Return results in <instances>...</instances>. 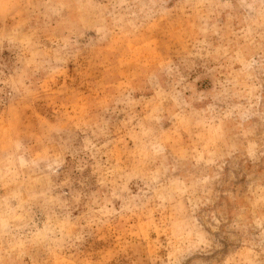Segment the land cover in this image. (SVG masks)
Wrapping results in <instances>:
<instances>
[{"label": "rangeland", "instance_id": "obj_1", "mask_svg": "<svg viewBox=\"0 0 264 264\" xmlns=\"http://www.w3.org/2000/svg\"><path fill=\"white\" fill-rule=\"evenodd\" d=\"M0 264H264V0H0Z\"/></svg>", "mask_w": 264, "mask_h": 264}]
</instances>
